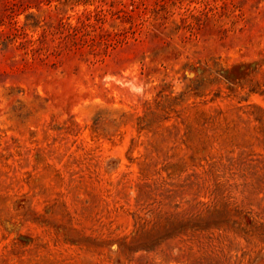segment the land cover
I'll use <instances>...</instances> for the list:
<instances>
[{
  "label": "rangeland",
  "instance_id": "rangeland-1",
  "mask_svg": "<svg viewBox=\"0 0 264 264\" xmlns=\"http://www.w3.org/2000/svg\"><path fill=\"white\" fill-rule=\"evenodd\" d=\"M30 2L5 45L0 0V264H264V0Z\"/></svg>",
  "mask_w": 264,
  "mask_h": 264
},
{
  "label": "trees",
  "instance_id": "trees-1",
  "mask_svg": "<svg viewBox=\"0 0 264 264\" xmlns=\"http://www.w3.org/2000/svg\"><path fill=\"white\" fill-rule=\"evenodd\" d=\"M4 1H6V8L7 7L10 8V14H9L10 15V20L8 21V25H9V23H10V25L7 26L6 29H2L1 30V32L3 34V37H4L3 42L6 45L8 42L12 41L13 33L15 34L19 30V28H21L23 26V25H19L17 23V20L14 18V14L18 13L17 10L20 7L21 8L22 7L24 8V7H27V6L30 7L31 6V2L30 1H32V0H4ZM35 5H37V4H35ZM90 12H92V10H88L87 14H89ZM28 15L33 17L34 13H30Z\"/></svg>",
  "mask_w": 264,
  "mask_h": 264
}]
</instances>
